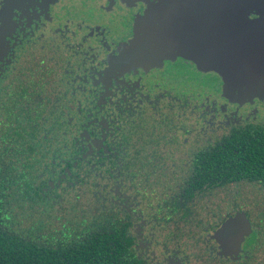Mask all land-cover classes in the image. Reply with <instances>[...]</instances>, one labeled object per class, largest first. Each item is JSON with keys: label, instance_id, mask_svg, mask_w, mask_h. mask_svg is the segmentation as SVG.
I'll return each mask as SVG.
<instances>
[{"label": "flooded vegetation", "instance_id": "af4514ba", "mask_svg": "<svg viewBox=\"0 0 264 264\" xmlns=\"http://www.w3.org/2000/svg\"><path fill=\"white\" fill-rule=\"evenodd\" d=\"M172 2L0 0V143L21 133L29 153L14 160L35 174L29 192L63 220L40 239L103 227L121 241L113 264H264L260 204L249 205L264 186L232 177L236 156H212L264 137V98H229L216 72L180 55L121 62L138 23ZM242 17L264 33V7ZM237 214L251 232L231 255L214 234Z\"/></svg>", "mask_w": 264, "mask_h": 264}, {"label": "water", "instance_id": "95a60500", "mask_svg": "<svg viewBox=\"0 0 264 264\" xmlns=\"http://www.w3.org/2000/svg\"><path fill=\"white\" fill-rule=\"evenodd\" d=\"M165 4L138 23L122 63L147 66L180 55L201 70L216 72L229 98H264V33L257 31L254 37L255 30L242 17L249 4L262 8L264 0H174L170 8ZM250 232L246 217L237 214L214 235L225 253L235 255Z\"/></svg>", "mask_w": 264, "mask_h": 264}, {"label": "trees", "instance_id": "16d2710c", "mask_svg": "<svg viewBox=\"0 0 264 264\" xmlns=\"http://www.w3.org/2000/svg\"><path fill=\"white\" fill-rule=\"evenodd\" d=\"M15 135L18 137L12 135L14 139L9 137L7 144L4 140L0 143V264H113L114 258L109 252L120 251L121 241L116 240V234L111 229L106 231L100 227L85 233V236L56 243L31 234L35 228H44L41 227L42 218L48 213L39 205V198L41 202L45 201L40 193H35L38 194L35 198L29 192L35 187V174L22 171L23 162L17 158L14 160L17 155L29 153V148L23 147L27 141L23 140L21 133ZM241 140L243 142L238 145L214 151L212 156H236L238 168L233 172L239 173L232 177L255 178L264 186V137L250 138L248 142L243 137ZM219 165L223 171L228 170L224 161ZM203 166L209 168L206 164ZM212 171L202 173L201 185L212 182L213 178L209 180L204 174ZM23 205L27 210L26 219L20 223L13 222L15 208L18 211ZM26 231L30 234L27 235Z\"/></svg>", "mask_w": 264, "mask_h": 264}, {"label": "rangeland", "instance_id": "374dc122", "mask_svg": "<svg viewBox=\"0 0 264 264\" xmlns=\"http://www.w3.org/2000/svg\"><path fill=\"white\" fill-rule=\"evenodd\" d=\"M204 84L205 83H202V87L204 86ZM263 113H264V111H263ZM262 121L264 122V114L262 117ZM249 202L251 203V204H249L250 206H253L254 203L259 202L260 207L257 209V210H259L258 211V220L260 221V223H262L264 225V218H263L264 217V196L262 198H260V196L255 195V198H251ZM26 213H27V210L25 209V205L20 207L18 209V211L15 208L12 221L13 222L16 221L17 223L22 222V220L26 219L25 218ZM70 213H71V210L66 211L64 218H68L67 216L70 217ZM42 220L43 221L41 222L42 223L41 227H44V228L41 230H38L35 228V230L31 231L32 235H35V236L40 235V237H42V238H48V237H52L54 235H61V233H59V231L61 230L60 227H61V223L63 222V220L56 221L55 219H51L48 217H43ZM64 220H66V219H64ZM55 231H58V234L55 233ZM63 231H65V229ZM26 234L28 235L30 233H27V231H26ZM262 254H263V258H264V250H263Z\"/></svg>", "mask_w": 264, "mask_h": 264}]
</instances>
